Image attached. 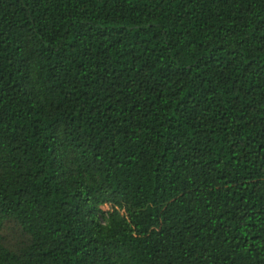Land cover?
Wrapping results in <instances>:
<instances>
[{"label": "trees", "instance_id": "obj_1", "mask_svg": "<svg viewBox=\"0 0 264 264\" xmlns=\"http://www.w3.org/2000/svg\"><path fill=\"white\" fill-rule=\"evenodd\" d=\"M0 264H264V0H0Z\"/></svg>", "mask_w": 264, "mask_h": 264}]
</instances>
